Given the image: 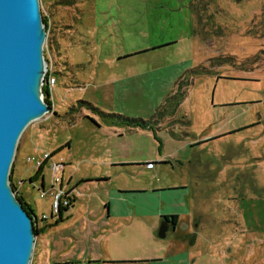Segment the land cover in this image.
I'll use <instances>...</instances> for the list:
<instances>
[{"label":"rangeland","instance_id":"1","mask_svg":"<svg viewBox=\"0 0 264 264\" xmlns=\"http://www.w3.org/2000/svg\"><path fill=\"white\" fill-rule=\"evenodd\" d=\"M38 5L52 109L27 124L15 147L23 143L20 187L35 217L50 221L54 190L50 160L42 180L29 181L35 161L68 142L55 153L63 164L57 175L79 202L53 229L62 247L98 200L124 188L183 185L190 216L175 234L199 248H240L221 255L233 264H264V0Z\"/></svg>","mask_w":264,"mask_h":264},{"label":"crops","instance_id":"2","mask_svg":"<svg viewBox=\"0 0 264 264\" xmlns=\"http://www.w3.org/2000/svg\"><path fill=\"white\" fill-rule=\"evenodd\" d=\"M52 115L56 114L52 112ZM67 147L68 145L63 148ZM22 149L23 143L17 147L15 153L11 180L14 185L17 183L16 189L27 204L21 191V172L18 169V162L23 154ZM56 155L52 154V159H55ZM71 189L68 190L72 194ZM174 190L183 191L182 194L177 195ZM184 190L183 185L151 188L148 192L140 188H129V190L124 188L117 192V196L98 200L94 208L83 213L79 229L75 232L78 239L72 237L73 243L68 247H62L53 229L70 219L66 217L64 211L72 205V202L78 201L73 196L68 207L62 210L60 214L62 220L59 222L54 223L56 216H49L51 219L48 221L40 217L36 218L34 215L36 233L29 264H206L198 258L201 252L220 257L218 263L210 264H233L231 258L225 260L221 255L240 248H199L193 244L196 240L190 243L184 237L187 224L183 222L190 216ZM164 215L176 217L174 224H171L167 218L168 229L165 234L169 231L173 236L161 245L153 241V236ZM178 226L184 230L183 233L175 234ZM146 240H149L147 243H151V246L144 244Z\"/></svg>","mask_w":264,"mask_h":264},{"label":"water","instance_id":"3","mask_svg":"<svg viewBox=\"0 0 264 264\" xmlns=\"http://www.w3.org/2000/svg\"><path fill=\"white\" fill-rule=\"evenodd\" d=\"M44 24L38 0H0V264H29L35 217L16 199L9 169L17 140L50 106L43 100ZM168 220L156 236L163 238Z\"/></svg>","mask_w":264,"mask_h":264},{"label":"built area","instance_id":"4","mask_svg":"<svg viewBox=\"0 0 264 264\" xmlns=\"http://www.w3.org/2000/svg\"><path fill=\"white\" fill-rule=\"evenodd\" d=\"M44 85L46 86L47 93H48L47 97H49V101H50V94H51L52 85H53V78L47 77V75H45ZM51 109L52 108H51V102H50V111ZM25 160L26 162L30 161L28 157H26ZM47 160H50V170L53 176V179L50 184V189H54L53 192L50 193L51 200L48 205V210H49V216L55 217L58 214V211L60 210V208L68 207V205L71 202L72 195L68 189L61 186V179L57 175L58 171L62 170L63 168V164L60 158L52 159V154L50 152L42 153L41 159L35 161V168L38 165H40L43 161L45 162ZM54 185H55V188H54ZM39 190L40 191H39L38 196L43 197L44 192L42 190V187H40ZM13 192L16 195L19 194L16 189V186ZM46 218H47L46 215L44 214L40 215V219H46ZM35 225H36V220L33 223L34 227Z\"/></svg>","mask_w":264,"mask_h":264},{"label":"trees","instance_id":"5","mask_svg":"<svg viewBox=\"0 0 264 264\" xmlns=\"http://www.w3.org/2000/svg\"><path fill=\"white\" fill-rule=\"evenodd\" d=\"M197 18H198V16H197ZM152 48H155V47H152ZM42 92H43V100L50 106V101L47 99V95H48V93H47V89H46V86L45 85H43L42 86ZM77 105L79 106V104L81 105V104H86V105H88V103L87 102H85V101H81V100H78L77 101ZM72 109H74V107H70L69 108V112H70V110H72ZM132 122H134L133 124H132ZM138 124V126H140V127H145L146 126V123L145 122H142V123H140V122H137V121H131V123H129V122H126V125H129V126H133V125H137ZM68 145V142H65V143H63L61 146H58L57 148H55L53 151H51L50 153L51 154H54V153H56L57 151H59L61 148H63V147H66ZM43 163H44V161L40 164V165H38L36 168H35V170H34V175L32 176V177H30L29 178V181H31L32 179H36L38 176H40V179L42 180V177H41V168H42V166H43ZM12 166V165H11ZM10 166V169H9V185H10V187H11V189L12 190H15V185H14V183L12 182V180H11V172H12V167ZM40 185H41V187H42V181L40 182ZM15 197H16V199H18L20 202H21V204H22V206H23V208L28 212V213H31L33 216H34V214H33V212L31 211V209L29 208V206L22 200V198H21V196L19 195V194H15ZM73 199V197L71 198V200ZM66 207H64V208H60V210L58 211V214L56 215V219H55V221H54V223H56V222H59V221H61L62 219L60 218V214H61V212H62V210H64ZM175 215H169V216H162V218L163 219H166L167 220V218L170 220L169 222L171 223V224H174V221H175ZM33 232H34V234L36 233V229H35V227L33 226Z\"/></svg>","mask_w":264,"mask_h":264}]
</instances>
